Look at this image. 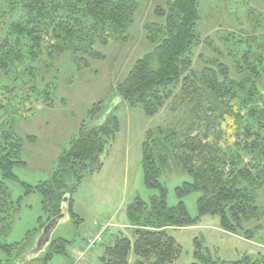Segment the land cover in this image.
Instances as JSON below:
<instances>
[{
	"label": "trees",
	"instance_id": "1",
	"mask_svg": "<svg viewBox=\"0 0 264 264\" xmlns=\"http://www.w3.org/2000/svg\"><path fill=\"white\" fill-rule=\"evenodd\" d=\"M139 2L0 0V109L28 119L35 104L53 107L56 86L40 85L44 80L40 78V61H53L68 53L81 68L88 64L87 58H103L96 46L126 39ZM200 2L168 0L155 7L154 12L164 22H148L144 29L154 49L137 59L115 87L122 100L130 106L142 105L148 116L168 107L185 116L180 115L174 126L147 130L142 146L144 182L159 188L160 193L150 203L137 198L128 205L133 238L118 233L105 248L103 264H176L182 245L170 229L192 226L207 214L219 216L224 230L247 239L259 228L264 214L257 204L258 191L264 190V37L226 31L223 38L228 43L244 46L240 52L228 48L234 70L217 57L204 60L202 56L203 66L197 70L196 46L207 43L214 47L198 30ZM249 11L257 20L254 10ZM214 50L223 54L217 47ZM19 89H23L21 93ZM105 101L94 102L88 110L90 121L81 124L48 179L27 186V192L38 190L42 194L46 218L19 242L8 240L19 217V204L12 199L4 178L14 175L15 165L24 164L26 138L30 141L36 136H21L13 113L0 120V170L4 176L0 179V252L4 255L0 264H50L55 255H70L72 241L60 236L52 238L38 255L26 253L36 244L31 239L39 237L47 222L61 213L67 194L71 195L70 219L76 226L82 224L83 217L74 210V193L87 174L102 169L103 157L119 126L114 113L108 112L106 120L100 122ZM170 161L191 176V181L176 188L180 201L174 206L168 204L160 180ZM191 192L200 193L196 218L183 201ZM252 220L258 221L254 228L246 225ZM196 245L191 264H264L249 255L236 261L223 260L204 251L198 239Z\"/></svg>",
	"mask_w": 264,
	"mask_h": 264
},
{
	"label": "rangeland",
	"instance_id": "2",
	"mask_svg": "<svg viewBox=\"0 0 264 264\" xmlns=\"http://www.w3.org/2000/svg\"><path fill=\"white\" fill-rule=\"evenodd\" d=\"M139 1V9L125 34L126 39L96 46L103 58H87L88 64L81 68L72 58V54L68 53L53 61H40V78H44L40 85L50 83L56 86L53 107L42 103L35 104L33 115L28 119L19 117L18 112L13 113L11 109V113L7 112L6 108L0 109V120L13 113L16 130L21 136H36L30 141L26 138L22 153L24 164L14 166L12 177L4 178L0 170V179H5L12 199L19 204V217L9 236L10 242L23 241L29 232H34L39 227L41 218H46L42 194L38 190L27 192V186H36L48 179L57 166L60 154L68 149L71 141L76 138L81 124L90 121L88 110L94 102L106 100L103 106L105 112L101 114L100 122L106 120L108 112L114 113L119 122L118 130L103 157L102 169L87 174L74 193V210L83 217L82 224L76 226L69 218L60 223L53 233V238L60 236L72 241L69 246L70 255H55L50 264H71L72 256L77 251L74 248L81 245L85 248L88 235L96 232L103 223H112L104 233L103 240L88 250L87 259L80 262L103 264L105 248L113 243L118 233L133 238L127 218L128 205L137 198L150 203L160 193L159 188L148 187L144 182L143 141L147 130L159 126H174L180 115L184 117L185 114L182 111L176 113L168 107L154 116H148L142 105L130 106L114 91L137 59L154 49L146 39V24L153 21L164 22L163 17H159L154 10L168 0ZM250 8L254 10L257 20L251 17ZM200 12L198 30L225 56L209 44L202 43L195 48L194 67L197 70L203 66L201 56L204 60L217 57L234 70L227 53L228 48L240 52L244 46L228 43V40L223 38L226 31L235 30L242 36L264 37V0H201ZM3 26L8 27L6 23ZM46 61L50 66L44 65L48 64ZM28 79L29 77H26V80ZM8 80L9 78H6V81ZM22 90L19 89V93ZM17 106L18 104L14 108ZM231 131H234V127L230 133ZM160 180L166 188L168 204L174 206L180 201L176 188L185 181H191V176L170 161L163 167ZM258 194L257 204L264 210V190L260 189ZM199 196V192H191L183 197L193 218L198 216ZM259 222V228L249 239L224 230L220 225L219 216L214 214L202 216L192 226L170 229V233L182 245V252L176 264H191L195 260L196 239L202 242L204 251H209L213 257L236 261L249 255L253 259L264 261V214ZM257 224V220L246 223L248 227L253 228ZM37 238L38 234L30 242L35 244ZM3 258L4 255L0 252V261ZM131 258H135L133 253Z\"/></svg>",
	"mask_w": 264,
	"mask_h": 264
},
{
	"label": "water",
	"instance_id": "3",
	"mask_svg": "<svg viewBox=\"0 0 264 264\" xmlns=\"http://www.w3.org/2000/svg\"><path fill=\"white\" fill-rule=\"evenodd\" d=\"M71 195L67 194L62 202L61 213L51 218L44 226L40 236L38 237L35 246L26 253V256L38 255L45 250L47 245L53 238V233L60 223L70 218L69 206Z\"/></svg>",
	"mask_w": 264,
	"mask_h": 264
},
{
	"label": "built area",
	"instance_id": "4",
	"mask_svg": "<svg viewBox=\"0 0 264 264\" xmlns=\"http://www.w3.org/2000/svg\"><path fill=\"white\" fill-rule=\"evenodd\" d=\"M111 225L112 223H109V224L103 223L99 227L97 232L88 235L87 240H86V248L77 250L73 255V260L75 264H80L81 261L87 259L88 250H90L91 248L96 246L97 243L103 240L104 233L106 232L108 227H110Z\"/></svg>",
	"mask_w": 264,
	"mask_h": 264
},
{
	"label": "crops",
	"instance_id": "5",
	"mask_svg": "<svg viewBox=\"0 0 264 264\" xmlns=\"http://www.w3.org/2000/svg\"><path fill=\"white\" fill-rule=\"evenodd\" d=\"M66 221H67V220H66ZM64 222H65V221H64ZM121 226H124V225H121ZM97 231H98V230H97ZM97 231H96V232H97ZM92 233H95V232H92ZM85 242H86V241H85ZM85 246H86V243H85ZM83 248H84V245H81V246L76 247V248H74V249H76V250H80V249H83ZM85 248H86V247H85ZM74 249H73V250H74ZM73 250H72V251H73ZM71 256H72V254H71ZM72 263H73V262L71 261V264H72Z\"/></svg>",
	"mask_w": 264,
	"mask_h": 264
}]
</instances>
